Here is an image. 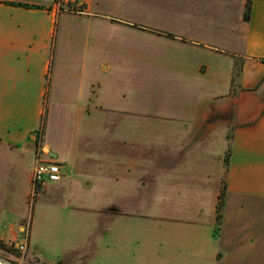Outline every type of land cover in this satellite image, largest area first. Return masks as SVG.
I'll return each mask as SVG.
<instances>
[{"label": "crops", "instance_id": "0c3cea01", "mask_svg": "<svg viewBox=\"0 0 264 264\" xmlns=\"http://www.w3.org/2000/svg\"><path fill=\"white\" fill-rule=\"evenodd\" d=\"M4 1L0 164L2 150L15 156L5 179L31 183L38 153L29 139L44 117L76 122L69 148H53L45 130L56 156L42 158L63 157L66 170L40 185L47 197L38 222L27 218L30 233L46 222L51 234L64 188L73 199L89 192L64 205L75 237H54L49 250L30 240L31 255L51 264H264V0H251L248 21L247 0ZM66 13L89 30L61 33L66 48L55 56Z\"/></svg>", "mask_w": 264, "mask_h": 264}, {"label": "rangeland", "instance_id": "374dc122", "mask_svg": "<svg viewBox=\"0 0 264 264\" xmlns=\"http://www.w3.org/2000/svg\"><path fill=\"white\" fill-rule=\"evenodd\" d=\"M28 1V0H25ZM34 2H40L45 3V0H29ZM28 1V2H29ZM55 0L54 2H56ZM61 1V2H60ZM70 2V0H58V3L63 2ZM5 3H11L12 1L6 0ZM14 5V4H13ZM32 6L24 7V8H33V7H40V5L31 4ZM19 6V5H17ZM62 8H65L67 12H70L72 14H77L79 11L78 4H72V3H65L61 4ZM19 8L17 9V15L18 16H31L30 11H27V9ZM62 11V10H61ZM81 18V17H80ZM244 18V17H243ZM81 19L74 17L73 15H70L68 13L63 14L60 17V21L58 24V40H56V48H55V56L58 54L59 50L62 48H66V43L62 41L60 38L61 33H70V32H77V33H87L89 30V26L86 27V22L81 21L78 23ZM85 22V23H84ZM92 32V31H91ZM81 46V48H84V45L78 44ZM85 48H87L85 44ZM221 56H224V54H221ZM236 68L237 71L234 73L235 75H238V70L240 66V60H236ZM233 74V75H234ZM130 77V76H128ZM117 79V80H115ZM115 79L113 80L115 83H120L122 81L123 76L122 73L116 72L115 73ZM119 81V82H118ZM154 88V86H152ZM153 88L146 87L147 96H149V100H147V107H152L154 105V97H155V91ZM185 90L182 91L183 96H185ZM137 96V94H136ZM142 96V95H141ZM141 98V97H140ZM148 98V97H147ZM132 101V100H130ZM128 102L126 107H129L132 102ZM135 102L137 103V100L135 99ZM117 110H122V106H115V112ZM118 116V113H115V117ZM118 124H121L122 122H116ZM133 122H131L132 125ZM135 124H133L134 127ZM45 130L48 134V139L51 141V145L54 148L55 144L56 146H62L69 148L71 146V135L75 133L76 130V122L75 121H58L53 118V115L51 117H44L42 119V122L38 126L35 133H33V139H29V145H33L35 149V153H38L37 159H43V160H51L56 161L53 159H47L42 158L45 153L51 151L50 148L47 146V148L44 147L43 144V138L45 134ZM36 139V141H32ZM40 140V141H39ZM3 153V161H1L0 164V243L6 242V244H9L13 246L12 249H14L15 244L19 242L21 237L27 236L28 237V244H27V251H26V259L27 261L31 263H36V258L31 255V249L29 247V242H31L34 245H39L43 248H46L49 250V246L53 245L55 240L54 237H60L62 240L65 241L67 237L74 238L75 233L69 229V227H66V224L63 223L64 219L67 217L66 210L64 209V205L67 203H70L74 201L76 204H83L88 200L89 201V192L86 191L83 192V194L76 193L75 199H73L72 193L68 191V188H64L62 184L65 182V179L61 181L60 185L64 188L63 191H65V197H61L59 200H57V206L51 209V212L53 214V218L57 220V223H53L50 226H52V232L50 235H48V229L46 228V222L41 223L37 230H35V233H30V226H27V218L31 215H34V218L36 216V222H38L39 216H40V206L41 203L44 202L45 198L47 197V194L43 193L41 191V186H39L38 190L33 193L31 183L26 182L27 179L24 178L23 175H20L18 178V183L13 182V180L10 182L9 179H5L7 177V174L9 173L8 167V161L14 159V154L10 153L9 151L2 150ZM24 157L23 155L19 154V158ZM63 159V157H59L58 162L61 164L62 169L66 170L65 163L59 162ZM37 161V160H36ZM36 163V162H35ZM34 163V165H35ZM34 167V166H31ZM33 169V168H32ZM12 170V169H11ZM3 173L6 175L3 176ZM32 176V173H31ZM18 177V176H17ZM83 198V200H81ZM24 214L25 218H20L19 215ZM80 215L84 214L83 212L79 213ZM31 220V217L28 218ZM60 224H63L62 228L59 227ZM49 226V227H50ZM31 236V237H30ZM77 236V234H76ZM3 240V241H2ZM44 262V261H40ZM46 263V262H45ZM51 264V263H49ZM57 264H61L58 262Z\"/></svg>", "mask_w": 264, "mask_h": 264}, {"label": "built area", "instance_id": "2783aa9c", "mask_svg": "<svg viewBox=\"0 0 264 264\" xmlns=\"http://www.w3.org/2000/svg\"><path fill=\"white\" fill-rule=\"evenodd\" d=\"M62 176L63 169L61 164L56 161L38 158L32 169V192L35 193L39 186L47 181H60ZM27 244V236L21 237L19 242L15 244L14 249L9 244L0 243V264H33L26 259Z\"/></svg>", "mask_w": 264, "mask_h": 264}, {"label": "trees", "instance_id": "16d2710c", "mask_svg": "<svg viewBox=\"0 0 264 264\" xmlns=\"http://www.w3.org/2000/svg\"><path fill=\"white\" fill-rule=\"evenodd\" d=\"M11 4H15V5H19V6H24V7H29L32 6L29 3L26 2H20V1H12ZM251 9H252V4H251V0H247L246 2V6H245V10H244V20L248 21L251 15ZM226 164H228V160L226 161ZM223 194H224V189L221 192V200H223ZM221 208V205H219V209ZM218 220L220 219V212L217 215ZM34 264H49V263H45V262H40V261H36V263Z\"/></svg>", "mask_w": 264, "mask_h": 264}, {"label": "water", "instance_id": "95a60500", "mask_svg": "<svg viewBox=\"0 0 264 264\" xmlns=\"http://www.w3.org/2000/svg\"><path fill=\"white\" fill-rule=\"evenodd\" d=\"M45 148H47V146H45ZM48 149V148H47ZM50 155L52 156H56V153L52 152V151H49Z\"/></svg>", "mask_w": 264, "mask_h": 264}]
</instances>
